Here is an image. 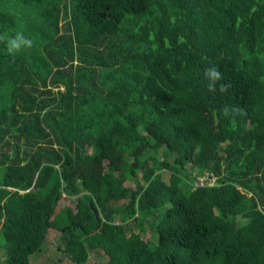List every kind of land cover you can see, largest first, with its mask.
I'll use <instances>...</instances> for the list:
<instances>
[{
    "label": "trees",
    "instance_id": "trees-1",
    "mask_svg": "<svg viewBox=\"0 0 264 264\" xmlns=\"http://www.w3.org/2000/svg\"><path fill=\"white\" fill-rule=\"evenodd\" d=\"M2 32L0 264L52 228L72 264H264V0H0Z\"/></svg>",
    "mask_w": 264,
    "mask_h": 264
},
{
    "label": "rangeland",
    "instance_id": "rangeland-1",
    "mask_svg": "<svg viewBox=\"0 0 264 264\" xmlns=\"http://www.w3.org/2000/svg\"><path fill=\"white\" fill-rule=\"evenodd\" d=\"M115 160H120L119 158H114ZM115 163V162H112ZM162 176L165 178L167 176V172L165 170H162ZM202 178V176L200 177ZM212 182V181H210ZM209 182V183H210ZM63 200L59 199L58 204L61 206ZM56 235L57 230L55 228H52L49 230V232L46 235V239L44 242L40 245L39 250L32 251L29 253L28 260L32 264H72L71 261L68 259V257L65 254H61L59 249L56 248ZM103 256L102 255H95L90 253L87 263L88 264H100L102 261Z\"/></svg>",
    "mask_w": 264,
    "mask_h": 264
},
{
    "label": "clouds",
    "instance_id": "clouds-1",
    "mask_svg": "<svg viewBox=\"0 0 264 264\" xmlns=\"http://www.w3.org/2000/svg\"><path fill=\"white\" fill-rule=\"evenodd\" d=\"M0 43L5 45L6 53L13 58L24 49H30L33 46V40L26 37L22 32H17L15 35L2 32L0 33ZM210 72L214 78H219L220 74L217 70L211 69Z\"/></svg>",
    "mask_w": 264,
    "mask_h": 264
},
{
    "label": "built area",
    "instance_id": "built-area-1",
    "mask_svg": "<svg viewBox=\"0 0 264 264\" xmlns=\"http://www.w3.org/2000/svg\"><path fill=\"white\" fill-rule=\"evenodd\" d=\"M199 180H203V177L202 178H198ZM210 181H212V178H210V179H208V181L207 182H210ZM199 183H201V182H199Z\"/></svg>",
    "mask_w": 264,
    "mask_h": 264
},
{
    "label": "water",
    "instance_id": "water-1",
    "mask_svg": "<svg viewBox=\"0 0 264 264\" xmlns=\"http://www.w3.org/2000/svg\"><path fill=\"white\" fill-rule=\"evenodd\" d=\"M92 209H93L94 214L96 215L97 214V209L94 208V207H92Z\"/></svg>",
    "mask_w": 264,
    "mask_h": 264
}]
</instances>
